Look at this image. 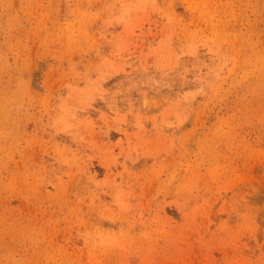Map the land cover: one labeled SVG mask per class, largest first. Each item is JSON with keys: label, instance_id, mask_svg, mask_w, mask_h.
Returning a JSON list of instances; mask_svg holds the SVG:
<instances>
[{"label": "rangeland", "instance_id": "374dc122", "mask_svg": "<svg viewBox=\"0 0 264 264\" xmlns=\"http://www.w3.org/2000/svg\"><path fill=\"white\" fill-rule=\"evenodd\" d=\"M0 264H264V0H0Z\"/></svg>", "mask_w": 264, "mask_h": 264}]
</instances>
